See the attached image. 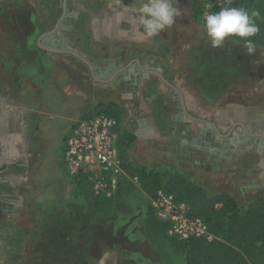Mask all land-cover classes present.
<instances>
[{
  "label": "rangeland",
  "instance_id": "1",
  "mask_svg": "<svg viewBox=\"0 0 264 264\" xmlns=\"http://www.w3.org/2000/svg\"><path fill=\"white\" fill-rule=\"evenodd\" d=\"M179 1L181 9L180 16L176 18V33L167 45L177 58L174 59L176 68L180 69V50L184 48L183 45L191 42H196V45L199 43L198 48L203 52L212 49L233 50L231 44L223 48H212L204 34L205 30L201 29L204 16L201 14L197 21L193 20L189 0ZM94 6V3L90 5L96 11L97 7ZM205 7L206 2H203V10ZM47 8L43 0H0V85H5L8 90L17 85L16 96L8 99L9 104L1 107L13 105L19 110L37 113V124L34 125L37 130L33 140L28 136L26 153L31 159L29 172L16 184L13 195H0L2 202L11 201L16 206L25 208L24 212L18 213L16 223L22 221V227L28 229L30 235L28 240L21 241L20 246L13 248L12 253H9L10 249L3 248L0 259L11 255L12 264H64L59 255L62 230L68 228L73 218L68 225L66 220L72 214L75 217L67 234L72 238L75 236V246H72L74 250L72 247L70 249L76 260L79 259L76 264H82L81 257L88 254V247L91 245L87 242L89 229L93 236L92 243L94 236L99 235V228L107 231L110 241L122 239L119 241L125 244L127 251L116 247L102 249L97 242L93 255L84 259L85 264H184L183 256L174 252L168 242L149 241L146 238V213L151 199L141 191L138 179L137 183H127L124 186L110 214L100 215L87 210L84 196L78 193L75 184L66 175L63 139L70 126L98 105L102 98L100 90L95 91L92 84L88 81L84 83L77 77V72L84 73L76 65L77 62L62 58L58 63V58L42 49L50 47V41L41 39L45 32V25L41 23L42 10ZM257 9L264 17V7L259 6ZM58 13L59 17L62 14L61 7L58 8ZM55 24L56 20L51 28ZM87 27L81 17L77 32L86 33ZM201 35L205 37L202 38ZM233 46L236 52L233 61L235 66L230 67L229 72L236 73V78L231 74L228 78L224 75L222 65H227L224 56V61L218 62L216 70L208 69L210 71L207 72L213 73V81L219 80L221 76L222 80H235V85L226 92L219 109L227 102L237 105L264 102V49H256L254 54L249 55L245 47L238 44ZM199 58L198 56L197 60ZM200 64L201 62L195 63L194 68H198ZM229 64L231 66V61ZM57 82L60 83L59 86ZM103 103L106 102L103 100ZM236 131L241 132L240 141L247 142L242 131ZM240 150L243 151V146ZM135 154L146 165L158 163V170H165L167 161L171 159L170 152L159 145H140L136 147ZM239 160L241 164H245L242 157ZM182 165L193 174L198 173L197 168L191 167L189 160L183 161ZM201 179L209 192H231L240 202L248 198L240 194L236 184L230 182L232 180H226L223 176L217 178L209 175L202 176Z\"/></svg>",
  "mask_w": 264,
  "mask_h": 264
},
{
  "label": "crops",
  "instance_id": "2",
  "mask_svg": "<svg viewBox=\"0 0 264 264\" xmlns=\"http://www.w3.org/2000/svg\"><path fill=\"white\" fill-rule=\"evenodd\" d=\"M43 2L48 8L42 10L41 23L45 25V32L41 39L50 41V47L42 49L58 58V63L59 57L64 58L62 55L74 58L82 64L84 71L77 73V77L92 84L94 90H100L99 104L114 103L122 108L124 116L119 133L123 129L136 138L129 151L132 161L144 164L136 157V147L159 145L171 154L166 171L187 175L207 191L201 178L209 175L232 180L230 182L236 184L240 192L264 190V102L249 105L227 102L219 109L235 81L221 79V91L208 90L193 73L195 63L202 62L204 53L208 60H214L219 56V50L203 52L196 42L183 45L179 69L175 67L174 51L167 48L176 33V22L160 36L146 40L134 12L136 0ZM93 3L96 11L90 7ZM174 6L181 9L180 1L175 0ZM59 7L62 14L58 17ZM64 7L66 11L61 19ZM81 17L88 25L86 33L77 32ZM55 20L56 24L51 28ZM226 45L230 43L226 42ZM224 56L227 65H222L223 71H229L230 58H235L234 48L227 49ZM203 78L201 75L200 79ZM16 93L17 85L11 90L0 85V107ZM23 113L28 129H31L37 124V113L30 110ZM236 130L242 131L247 142L240 141L241 132ZM34 134L28 132L31 140ZM240 157L245 164L240 163ZM187 160L198 173L193 174L182 165ZM144 165L154 168L158 163ZM1 200L0 257L3 248L12 253L13 248L28 240L30 235L28 229L22 227V221L16 223L18 213L24 212L25 208ZM12 263L11 255L0 259V264Z\"/></svg>",
  "mask_w": 264,
  "mask_h": 264
},
{
  "label": "trees",
  "instance_id": "3",
  "mask_svg": "<svg viewBox=\"0 0 264 264\" xmlns=\"http://www.w3.org/2000/svg\"><path fill=\"white\" fill-rule=\"evenodd\" d=\"M203 2L205 3V0H189L193 20L197 21L202 14ZM259 6L264 7V0H229L226 5L213 9L211 13L217 12L224 7L243 8L250 16L252 13H256L255 16H252V19L258 26L259 32L252 39L257 46L256 49H264V17L257 9ZM201 27H203V23H201ZM230 44L243 46L242 43L232 44L230 42ZM232 47L234 48V46ZM224 52L223 50L218 51L220 58L217 56L214 60H208L204 53L200 66L193 69L195 76L198 77V80H201L202 85L208 90H222L219 84L222 76L219 80L213 81L211 79L213 73L209 74L207 72L216 70V63L224 61L222 59L225 54ZM235 58H230V67L235 66L233 64ZM223 73L225 76L231 74V76L233 75L236 78V73L234 72L223 71ZM201 75H204L203 79H200ZM97 114L112 117L117 122V128L121 129L124 113L122 108L117 104H98L82 118H88ZM135 141V136L123 129L116 137L118 159L124 172L128 176L138 179L141 191L150 199L156 195L158 190H163L172 195L177 201L187 203L190 208V215L201 218L207 224L210 233L218 238V240L210 243L202 239H193L187 242L178 241L168 236L167 224L162 223L156 218L150 206L146 213L144 230L145 236L149 241L168 242L174 252L183 256L184 264H264V190L252 193L241 192V195L248 197L247 199L244 198L241 202L231 192H208L202 185L196 183L187 175L178 172L171 173L168 170H158L157 167L149 168L144 164L132 161L129 151ZM71 180L78 189V193L84 196V204L87 210L100 215L112 212L115 202L122 194L124 186L127 185L121 184L113 199H98L92 196L89 186L83 177H76ZM70 216L66 220V225H68L71 218L74 219L75 217L72 214ZM73 219L69 225H73ZM69 225L67 229L62 230L59 255L62 257L61 260H63L64 264H76L79 259L76 260L70 249V247L75 246V236L72 238L67 234L70 230ZM98 233L99 235L94 236L92 243L91 238L93 236L91 230L89 229L88 234L86 233L87 242L91 245L88 247V254H84L81 257V260L83 259L82 264L86 263L84 259H89L93 255V248L97 242L102 249L116 247V249L121 250L120 248H123V250L127 251L125 244L123 245L119 241L122 239H118L116 242L110 241L107 231L100 228L98 229ZM70 242H72V245ZM53 246L55 248V245ZM72 250H74L73 247ZM88 256L89 258H86Z\"/></svg>",
  "mask_w": 264,
  "mask_h": 264
},
{
  "label": "built area",
  "instance_id": "4",
  "mask_svg": "<svg viewBox=\"0 0 264 264\" xmlns=\"http://www.w3.org/2000/svg\"><path fill=\"white\" fill-rule=\"evenodd\" d=\"M202 12L205 17L213 9L226 5L229 0H206ZM117 122L104 114L80 118L68 129L63 139V165L66 175L73 179L83 177L93 197L113 199L121 184L137 183L122 169L113 129ZM156 218L168 226V236L187 242L202 239L210 243L218 240L199 217L190 215L189 205L172 195L158 190L150 200Z\"/></svg>",
  "mask_w": 264,
  "mask_h": 264
},
{
  "label": "clouds",
  "instance_id": "5",
  "mask_svg": "<svg viewBox=\"0 0 264 264\" xmlns=\"http://www.w3.org/2000/svg\"><path fill=\"white\" fill-rule=\"evenodd\" d=\"M175 0H136L134 8L142 36L152 39L171 29L180 16V9L174 6ZM256 13H249L239 7H224L207 14L203 27L212 48H223L226 42L242 43L249 55L256 52L255 37L259 28L252 19Z\"/></svg>",
  "mask_w": 264,
  "mask_h": 264
},
{
  "label": "flooded vegetation",
  "instance_id": "6",
  "mask_svg": "<svg viewBox=\"0 0 264 264\" xmlns=\"http://www.w3.org/2000/svg\"><path fill=\"white\" fill-rule=\"evenodd\" d=\"M62 56L74 60L68 55ZM75 62L84 72L82 64L78 61ZM19 105L22 107L21 104ZM23 111L25 110H19L13 105L0 107V195L8 197L13 195L16 184L29 172L31 159L29 160L30 156L26 153L28 132L35 133L37 130V126L36 128L31 126V129H28Z\"/></svg>",
  "mask_w": 264,
  "mask_h": 264
},
{
  "label": "water",
  "instance_id": "7",
  "mask_svg": "<svg viewBox=\"0 0 264 264\" xmlns=\"http://www.w3.org/2000/svg\"><path fill=\"white\" fill-rule=\"evenodd\" d=\"M65 11H66V9L64 7V9H63V15H62L61 19L63 18L64 14H65ZM113 133L116 134V135H118L119 134V129L118 128H114L113 129Z\"/></svg>",
  "mask_w": 264,
  "mask_h": 264
}]
</instances>
